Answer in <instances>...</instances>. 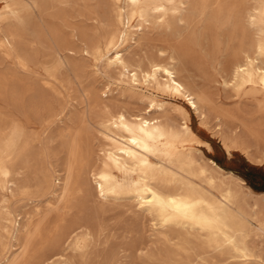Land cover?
Listing matches in <instances>:
<instances>
[{"label": "rangeland", "instance_id": "1", "mask_svg": "<svg viewBox=\"0 0 264 264\" xmlns=\"http://www.w3.org/2000/svg\"><path fill=\"white\" fill-rule=\"evenodd\" d=\"M182 1L184 12L192 0ZM212 3L205 2L194 22L171 14L148 17L141 27L135 20L120 45L128 63L164 64L173 54L180 80L199 96L203 118L184 101L143 85L121 89L114 66L107 78L96 72L102 69L94 48L121 28L113 0H0V163L15 185L0 186V264H264L258 222L264 221V196H257L264 191L233 170L243 158L264 173V95L258 86L232 88L229 65L239 31L222 20V10L209 18ZM253 5L243 0L240 7ZM147 97L163 103V110L148 112ZM179 106L201 141H172L186 119ZM119 113L161 124L164 134L147 154L148 166L177 174L188 156L207 169L211 160L221 169L216 183L191 180L214 197L221 179L243 182L228 187L248 213L245 256L217 252L203 231L160 225L142 211L134 195L143 179L131 166L112 173L115 195L96 193L87 173L98 169L102 149H109L105 127ZM47 170L51 187L44 190L35 177ZM149 172L156 188L174 190L169 176Z\"/></svg>", "mask_w": 264, "mask_h": 264}, {"label": "bare ground", "instance_id": "2", "mask_svg": "<svg viewBox=\"0 0 264 264\" xmlns=\"http://www.w3.org/2000/svg\"><path fill=\"white\" fill-rule=\"evenodd\" d=\"M176 1L113 0L116 22L121 28L110 35L104 43L96 45L92 55L102 69L96 68V72H101L106 78L109 77L107 70L110 66L118 69L116 82L121 89L134 91L136 86L143 85L156 93L167 94L173 99L182 100L190 110L200 113L199 96L180 80L173 54L166 56L164 64L148 62L143 65L136 60L134 63H128L120 49V45L126 42L135 20H137V26L141 27L148 17L161 18L171 14L178 22H194L203 16V7L207 0H202L201 4L192 0L184 12L180 8L183 1L179 0L178 3ZM252 1L253 6L241 9L243 0H213V8L208 15L211 18L217 11L221 13L222 10L220 14L222 20L231 22L239 31L240 46L234 53V61L229 65L232 88L240 91L244 86L252 88L258 86L264 95V0ZM159 55L163 56L164 51H160ZM123 85L125 87H122ZM147 98L148 112L153 109L163 110V103L157 102L153 97ZM179 109L186 119L178 132H172V141L180 146L201 141L190 131L187 110L180 106ZM200 117L204 118V115L201 114ZM110 121L108 125L110 127H105L107 133L103 135L109 141L110 147L108 150L102 149L98 169L89 170L87 173L88 179L92 177L94 180L96 193L104 199L115 195L116 185L112 180V173L117 169L131 166L138 170L143 179V183L136 189L134 195L142 211L153 215L160 225L181 228L187 226L192 230L203 231L208 242L217 252L245 256L246 230L249 226L244 216L248 213L236 203V189L228 187V183L239 187L243 182L233 176L230 177L229 182L221 179L218 186L219 197H214L207 191L203 192L191 179L197 177L200 182H205L212 187L221 171L213 161H207L209 165L207 169L199 165L193 156H188L177 167L180 172L177 174L167 173L162 166H148L147 154L164 134L157 119L135 116L133 120H127L123 114L119 113L111 117ZM118 132L124 135H119ZM228 147L235 146L228 145ZM172 154L173 152L168 149V155ZM151 170H155L156 175L169 176L174 190L163 192L156 188L151 183L154 180V174L149 172ZM10 176L6 166L0 163L2 189L7 183L12 187L15 186ZM35 181L36 185L44 190L50 189L51 170L38 173ZM5 216L8 220L10 213L6 211ZM258 222L259 230L264 231V221L258 219Z\"/></svg>", "mask_w": 264, "mask_h": 264}, {"label": "trees", "instance_id": "3", "mask_svg": "<svg viewBox=\"0 0 264 264\" xmlns=\"http://www.w3.org/2000/svg\"><path fill=\"white\" fill-rule=\"evenodd\" d=\"M233 170L242 176L254 190L264 191V173L254 169V167L249 165L243 158L238 166L234 167Z\"/></svg>", "mask_w": 264, "mask_h": 264}]
</instances>
